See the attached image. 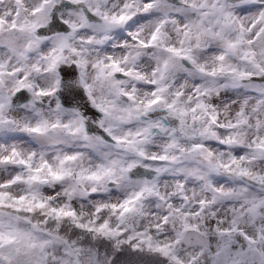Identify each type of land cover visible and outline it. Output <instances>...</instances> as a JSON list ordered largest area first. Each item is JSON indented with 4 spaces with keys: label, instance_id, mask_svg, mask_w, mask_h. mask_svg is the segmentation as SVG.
<instances>
[{
    "label": "snow or ice",
    "instance_id": "snow-or-ice-1",
    "mask_svg": "<svg viewBox=\"0 0 264 264\" xmlns=\"http://www.w3.org/2000/svg\"><path fill=\"white\" fill-rule=\"evenodd\" d=\"M0 264H264V0H0Z\"/></svg>",
    "mask_w": 264,
    "mask_h": 264
}]
</instances>
